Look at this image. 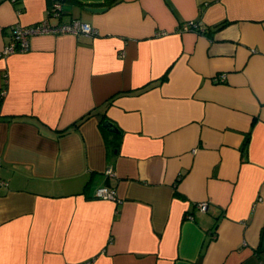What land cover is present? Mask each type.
Wrapping results in <instances>:
<instances>
[{
  "label": "crops",
  "instance_id": "crops-1",
  "mask_svg": "<svg viewBox=\"0 0 264 264\" xmlns=\"http://www.w3.org/2000/svg\"><path fill=\"white\" fill-rule=\"evenodd\" d=\"M52 2L0 0V264H264V0H62L97 35L4 53Z\"/></svg>",
  "mask_w": 264,
  "mask_h": 264
},
{
  "label": "built area",
  "instance_id": "built-area-1",
  "mask_svg": "<svg viewBox=\"0 0 264 264\" xmlns=\"http://www.w3.org/2000/svg\"><path fill=\"white\" fill-rule=\"evenodd\" d=\"M62 11V0H53L52 4L47 10V16L35 24L32 25H22L20 23L13 24L12 28V39L11 41L4 47V53H10L15 51H24L29 47V39L35 34H72V35H87V36H95L98 31L95 27H93L90 23L83 21L79 18H72L67 22H58L51 23V17H59ZM200 27L194 23L189 22L183 25L182 30H198ZM160 34H165L161 32ZM5 88L0 89V99H2L5 94ZM105 174L112 175L113 171L110 167L105 169ZM95 197L99 199L105 200H116V192L115 189L108 186H100L95 190ZM200 211L207 210L206 202H198L196 204ZM78 264H91V260H86Z\"/></svg>",
  "mask_w": 264,
  "mask_h": 264
},
{
  "label": "water",
  "instance_id": "water-1",
  "mask_svg": "<svg viewBox=\"0 0 264 264\" xmlns=\"http://www.w3.org/2000/svg\"><path fill=\"white\" fill-rule=\"evenodd\" d=\"M105 8L106 7H104V6H101V7L87 6V7H85V9L87 11H90V12H101V11L105 10ZM102 125L110 131L119 132L118 128L114 125V123H112L111 121H109L107 119L102 122Z\"/></svg>",
  "mask_w": 264,
  "mask_h": 264
},
{
  "label": "trees",
  "instance_id": "trees-1",
  "mask_svg": "<svg viewBox=\"0 0 264 264\" xmlns=\"http://www.w3.org/2000/svg\"><path fill=\"white\" fill-rule=\"evenodd\" d=\"M114 0H106V2L107 3H111V2H113ZM225 23L223 22V23H220L219 25H217L216 26V28H220L221 26H223ZM0 101H1V99H0Z\"/></svg>",
  "mask_w": 264,
  "mask_h": 264
}]
</instances>
